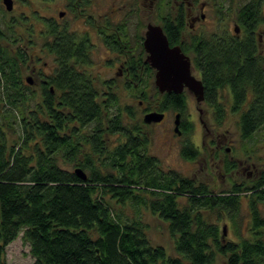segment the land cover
Returning a JSON list of instances; mask_svg holds the SVG:
<instances>
[{
    "label": "trees",
    "instance_id": "16d2710c",
    "mask_svg": "<svg viewBox=\"0 0 264 264\" xmlns=\"http://www.w3.org/2000/svg\"><path fill=\"white\" fill-rule=\"evenodd\" d=\"M260 1L248 0L236 10L241 31L228 27L223 10L217 21L224 22L223 29L192 34L190 42L215 123L220 126L226 113L216 102L218 88H228L229 108L238 114L243 140L264 125V54L258 50L264 9L255 5ZM88 4L68 0L67 6ZM32 17L43 21L35 13ZM184 20L181 9L173 21L162 17L171 46L181 44ZM13 24L4 22L5 27ZM45 24L55 68L39 85L38 102L29 88L20 86L19 65L8 45L14 36L9 40L0 33V39L9 41L0 45V100L5 102L0 101V264L5 263L6 246L21 232L31 264H215L217 254L227 257L226 264H264V171L251 185L236 183L228 193H214L201 183L164 172L147 153L143 121L135 118L131 106L119 107L110 87L115 84L102 82L109 87L97 88L88 71V41L76 40L53 20ZM115 42L113 48L120 49ZM17 54L22 61L28 58L21 51ZM128 66L126 88L142 100L154 69L147 63L141 69L140 56H130ZM160 110H176L183 117L184 96L164 95ZM181 128L190 132L185 119ZM7 131L16 137L9 138ZM197 154L186 142L182 156L191 160ZM75 167L83 170L85 180L75 174ZM242 195L248 200V234L241 235L235 225V239H226L209 215L225 212L239 224ZM109 199L131 204L133 214L113 213ZM140 207L165 223L174 253L151 243Z\"/></svg>",
    "mask_w": 264,
    "mask_h": 264
},
{
    "label": "rangeland",
    "instance_id": "374dc122",
    "mask_svg": "<svg viewBox=\"0 0 264 264\" xmlns=\"http://www.w3.org/2000/svg\"><path fill=\"white\" fill-rule=\"evenodd\" d=\"M247 1L234 0L232 4L231 0L217 2L214 0H89L88 6L81 12L94 14L93 17L97 26L104 24V26H110L114 33H120L123 40H128L130 47L137 48L134 43L138 36L143 35L147 23L162 25V17L165 15L173 21L179 12L178 6L184 7L187 2L194 3L193 6H196L194 14H196L199 12L200 5L203 4L206 21L195 24L196 29L189 28L186 23L182 30L187 50H189L187 54H190L192 51L189 39L192 33H213L218 29H223L224 22L219 24L217 22L220 20L219 16H223V10L224 12L227 10L225 14L229 18L228 27L234 29L236 10ZM67 4L68 0H13L14 7L7 12L2 0H0V9H3L0 14V32L4 31L9 40L11 36L23 38V46L30 47L32 45V50L41 57L40 61L35 63L37 70L49 75L55 68V64L52 54L46 51L42 53V35L46 29L43 18L57 21L67 29V32L74 35L76 40L87 38V41L91 42L92 45H89L88 50L90 60L88 71L92 79L97 80L95 84L100 91L106 90L102 82L111 80L115 84H111V89L118 96L119 107L123 109L125 105L131 106L135 112V118L138 120L143 121L145 113L158 112L164 95H161L154 87L153 77L148 80V84L145 86L146 97L144 99L141 100L132 95L126 86L121 85L124 77L120 76V78L117 74L125 58L118 57L115 53L105 49L97 36V29L86 23L88 16L80 15L77 8H75L76 10L68 9ZM228 8L231 10L228 11ZM262 8L264 9V6ZM66 10L68 12L64 18L58 17L60 11ZM32 13L40 16L43 21L33 17L30 19ZM12 18L14 19L12 20ZM4 22H13L14 24L12 27H5ZM121 27L125 29L122 31ZM117 28L119 29L117 30ZM239 31H241L240 27ZM259 41L258 50L264 54V25L259 30ZM3 43L7 45L9 41L0 39V45ZM26 74H28V70L25 72ZM2 88V81H0V93ZM28 91L34 95L35 101H41L38 85H32ZM217 92L216 102L222 103L226 108L225 117L220 126L214 121V109L206 102L197 103L188 93H185L186 107L183 117L190 127L189 133L182 130V135L179 134L180 136H178L174 132L175 112L173 110H167L166 118L159 123H141L144 136L148 138L147 153L158 160L164 172L170 171L176 173L177 176L189 178L197 184L201 183L214 193H228L226 191H229L236 183L243 186L251 185L252 179L264 171V125L251 138L243 140L237 123L238 114L232 113L229 108L232 97L228 88L219 87ZM101 100H103L102 97ZM0 101L5 104L4 99ZM0 107H3L2 103H0ZM146 109L147 111H145ZM125 119H128L126 114ZM7 134L11 139L16 137V134L10 131H7ZM115 136H110L109 147L112 146V141L116 139ZM186 142L198 151L197 156L195 155L196 157L194 156L191 160L182 156V149ZM226 162L229 163L230 167H224ZM65 167L72 169L71 165ZM108 201L113 213H123L128 216L133 214L131 204H121L113 199ZM139 213L141 220L148 226L147 235L151 243L162 244L169 253H174L173 242L166 230L165 223L147 208L140 207ZM237 216L239 224L232 222L225 212L219 215L211 214L209 219L219 225L226 239L232 238L231 240H234L235 225H239L241 235L248 234L249 207L247 197L243 195L240 197ZM3 259L4 264L32 263L33 258L29 252L28 244L22 239V232L6 246ZM226 261V256L216 255L215 264H226Z\"/></svg>",
    "mask_w": 264,
    "mask_h": 264
},
{
    "label": "flooded vegetation",
    "instance_id": "af4514ba",
    "mask_svg": "<svg viewBox=\"0 0 264 264\" xmlns=\"http://www.w3.org/2000/svg\"><path fill=\"white\" fill-rule=\"evenodd\" d=\"M193 5H194L193 2H187V5L184 6V7L183 6H178L179 7L178 8V11L181 9V12L184 13V16H185L184 24H185V26H186V23H187L188 26H189V28L196 29V25L195 24H199L202 21H206V15L203 12L205 6L203 4H201L200 7L198 6L199 7L198 8L199 12L196 13V14H194V11L196 9V6H193ZM255 5L256 6H264V0H261L259 3L255 4ZM13 7L14 6H12V9H13ZM86 7L87 6H77V7L76 6H67V8L68 9H71V10H73L74 8H77V10L80 11V15H85V16L87 15L88 16V19H86V23L90 27L94 26L97 29V36L102 41L103 47L105 49L109 50L110 52L115 53L118 57L121 56V57H124L125 58V60L120 65V68L118 69L117 74H119L118 75L119 77L120 76L121 77H124L122 79V81H121V85L122 86H126V83L127 82H130V77L128 75V69H129L128 61H129V57L130 56H132V57L140 56L141 69L144 67V64L145 63L149 64L146 61L147 52H146V50L144 48V45H143L144 44V39H145V32L147 30L148 23L145 26V30L143 32V35H141L140 37L138 36V38L136 39V41L134 43V46L137 45V48L130 47L128 40L127 39L126 40H123L121 38V36H120V33H118V34L117 33H114L113 30H111L112 28L110 26H107V25L104 26L105 24L104 25H100V26L98 25L97 26L96 22L94 21V17H93L94 14H92V13L85 14V12L82 13L81 11H84ZM4 8L6 10V7L5 6H4ZM2 10L0 9V14L2 13ZM67 12H68V10H66V11H60L58 13V17L64 18ZM60 13H62L61 16H60ZM178 13L179 12H177V14ZM14 18H12V20ZM43 19H44V23L48 21V19H46V18H43ZM53 21L57 24V26L59 28H65L64 26H62L61 24H59L57 21H55V20H53ZM104 23H106V22H104ZM234 24H236V23H234ZM159 26H161V28L163 29L162 25H159ZM45 27H46V24H45ZM118 29L119 28H117V30ZM66 31H67V29H66ZM109 31H111V32H109ZM163 32H164V30H163ZM192 34H196V33H192ZM197 34H199V33H197ZM50 38H52V37L49 36V28L47 27L44 30L43 35H42V39H43V43H42V45H43V47H42V53L44 51H46L47 53L51 54L50 53L51 51L49 50V43H51ZM180 38H181L180 39L181 44L177 43V44H174L172 46L178 45L180 47L181 52L188 58V60L190 62V71H191V74L193 75V77L195 79L199 80L202 83L201 74H200L201 72H200V70L197 68V66L194 63V54H193L192 49H191L192 52L190 54H187L189 52V50H187V47H186L187 44L184 41L185 38L183 37V33L182 32L180 33ZM83 40H87V38H83ZM114 41H117L115 43H118V46L120 47V49H118V50L116 49L115 50L113 48V46L115 45L114 44ZM190 42H191V37L189 39V44H190ZM22 43H23V38H20L18 36H15L14 38H12L11 42L8 44V45L11 46L10 47V50H11V53L13 55V58L18 62V65H19L20 86L21 87H25V88H30L32 85L35 86V84L39 86L41 83H44L45 82L44 78L47 77V75H45L41 71L37 70V68L35 66V63H38L40 61L39 59L41 57L39 55H37L36 52H34L32 50V48H33L32 45L30 47H26V46H23ZM88 45H92L91 42H88ZM19 51L23 52L24 55H27V57H28L27 60L22 61V60H20L18 58V54L17 53ZM0 64H1V62H0ZM27 70H28V74L25 75V72ZM154 75H155V70H154V74H153V85L157 89V87L154 84ZM28 79H30V82L28 81ZM107 81L108 80H106V82ZM109 81H111V80H109ZM47 83H48V81H47ZM103 85H104L105 88H108L109 87V85H107V84H103ZM202 85H203V83H202ZM14 89H16V86H14ZM39 89H40V87H39ZM203 92H204L203 93L204 94L203 95V99L200 100V101L197 100V97L193 93V91L189 90L187 87H184L183 90L180 93H175V94H181V95H183L184 96V102H185V100H186L185 93H188V94H190V96L192 98H194L196 100L197 103H201V102H206V100H205L204 85H203ZM159 93L161 95H166L168 93H174V92H163V93L159 92ZM185 107H186V102H185ZM158 112L164 114V118L162 119V120H164L166 118V116H167V110H163V111L162 110H159ZM173 112H175V115L177 113L180 114V121H179L178 129L180 131V134L182 135V129H181V127H182V119H184V117H182V114L179 111L173 110ZM174 118H175V116H174ZM201 123H203V122L201 121ZM178 136H180V135H178Z\"/></svg>",
    "mask_w": 264,
    "mask_h": 264
},
{
    "label": "water",
    "instance_id": "95a60500",
    "mask_svg": "<svg viewBox=\"0 0 264 264\" xmlns=\"http://www.w3.org/2000/svg\"><path fill=\"white\" fill-rule=\"evenodd\" d=\"M2 3L7 11L12 10L13 0H2ZM234 30L238 32L237 24ZM143 45L147 52L146 61L155 70L154 84L159 92L180 93L184 87H187L193 91L198 101L203 99V85L191 74L188 58L181 52L178 45L169 44L161 26L148 23ZM28 81L30 82V79ZM163 118V113L152 111L145 113L142 120L145 124H151L159 123ZM179 121L180 114L177 113L174 118V132L178 135L180 134ZM74 172L79 178L86 179V174L80 167L75 168Z\"/></svg>",
    "mask_w": 264,
    "mask_h": 264
}]
</instances>
